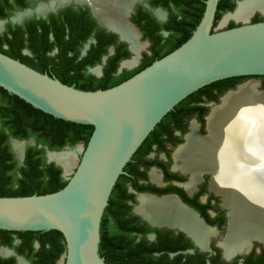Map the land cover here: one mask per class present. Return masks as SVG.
Returning <instances> with one entry per match:
<instances>
[{
  "label": "water",
  "instance_id": "obj_1",
  "mask_svg": "<svg viewBox=\"0 0 264 264\" xmlns=\"http://www.w3.org/2000/svg\"><path fill=\"white\" fill-rule=\"evenodd\" d=\"M51 1H40L36 8L19 11L10 19L21 22L34 14L45 17L50 11H57L72 2L57 3L43 13L37 10L41 3ZM139 1L147 0L126 1L124 17L126 24L136 32V37H125L121 31L104 23L93 2L74 1L76 5L90 6L100 25L118 34L120 41L129 43L132 55L121 61L118 73L139 63L132 67L125 65L136 52L134 48L137 50L138 43H144L141 32L130 20L131 12ZM219 1L205 0L206 8L199 25L182 45L125 81L106 89L83 90L68 85L0 51L1 87L54 117L94 127L87 145H67L62 150H51L46 146L48 162L62 168V175L68 183L62 189L46 194L0 196V229L60 231L65 238L66 251L58 264H116L106 262L99 253L101 222L118 178L126 173V165L145 139L177 104L200 88L230 77L264 75V20L251 22L257 11L263 14L264 11L257 10L248 21L222 29V22L218 26L220 20L215 26ZM242 1L245 0H238L235 9L226 12L221 19L235 12ZM7 22L8 19H0V33L5 31ZM94 42L95 39H90L86 43L82 56ZM145 42L149 44V41ZM25 53L29 51L25 50ZM114 53L115 46H111L102 62L89 67V72L102 76L104 65ZM14 142L25 143L21 153L15 150ZM11 144L18 160L23 162L27 146L35 145L36 139L12 137ZM66 150L76 151L77 164L70 173H66L62 163L50 157L51 153ZM185 208L202 225L216 229L206 224L193 209ZM135 211L152 226L168 227L176 232L182 230L193 238L183 222L155 223L139 213L137 208ZM209 241L205 247L197 241L195 243L206 250L209 249Z\"/></svg>",
  "mask_w": 264,
  "mask_h": 264
},
{
  "label": "trees",
  "instance_id": "obj_2",
  "mask_svg": "<svg viewBox=\"0 0 264 264\" xmlns=\"http://www.w3.org/2000/svg\"><path fill=\"white\" fill-rule=\"evenodd\" d=\"M31 3L32 0H0V19H8L5 31L0 33V51L40 72L48 73L68 85H74L83 90L106 89L115 86L175 50L192 36L206 8L205 0H161V4L170 12L168 20L163 23L158 22V28L153 31L149 29L146 31L142 28L144 38L151 41L152 54H145L144 62L136 69H125L118 73L121 61L131 56L128 44L119 42L117 34L101 28L88 9L68 7L57 13H51L48 19L30 18L22 24L13 23L10 18L15 12L31 7ZM234 8V0H220L215 26L226 12ZM258 21L262 20L258 17L253 20V22ZM237 25L231 22L227 28ZM160 30L168 31L169 35L165 37ZM91 37H94L96 42L92 43L87 54L82 56V51ZM111 46H115L116 50L108 58L103 75L98 77L89 72V67L102 62ZM25 48L31 53H24ZM54 50L57 52L52 54ZM246 77L248 76L222 79L187 96L157 124L136 153L156 135L157 130L169 120L171 115L193 108L195 105L193 102L201 100L208 91H214L220 83L235 80L231 85L235 86L238 79ZM229 86L223 90H227ZM0 118L2 121L0 127V196L46 194L62 189L68 180L63 177L60 166L54 162H48L46 146L51 150H62L67 145L74 146L78 143L87 145L94 130L92 125L66 121L45 113L1 86ZM11 137L21 140L32 137L36 139L35 145L28 146L25 159L21 164L9 144ZM124 176L122 174L118 178L102 218L100 255L105 258L106 262L116 264H190V261H183V257L171 259L168 256L165 249H170V245L174 243L172 240H165L164 246L154 249L148 247L149 244L145 240L135 241L136 236L132 235L135 229L132 228V222L124 211L125 202L122 196ZM145 224L148 226L147 232H162L160 229ZM0 231L18 232L27 234L29 237L42 236L44 242L51 244L45 250L46 258H49L48 264H56V261L66 251L65 238L58 230L9 231L0 229ZM28 242H31V238Z\"/></svg>",
  "mask_w": 264,
  "mask_h": 264
},
{
  "label": "flooded vegetation",
  "instance_id": "obj_3",
  "mask_svg": "<svg viewBox=\"0 0 264 264\" xmlns=\"http://www.w3.org/2000/svg\"><path fill=\"white\" fill-rule=\"evenodd\" d=\"M40 1L48 0H32L31 6L35 4L33 8H36ZM74 1L59 8L57 11H50L45 17L34 14L33 16L25 17L21 22H12L22 24L26 19L30 18L48 19L51 13H57L61 9L68 7L78 9L82 7L83 10H89L91 16L101 28H104L108 32L115 33L100 25L90 6L83 4L76 5ZM237 1L238 0H234L235 7ZM17 12L19 11H16L15 13ZM164 13H166L165 18L163 17ZM86 14L89 15L88 12H86ZM169 16L170 12L163 6V4H161V0L139 1L135 4L130 15V20L141 32V41H149V44H147V48L145 47L144 50H142V56L139 63L134 68L128 70H133L139 67L145 60V54H152L150 50L151 41L144 38V31L142 28L146 31L147 29L153 31V29L155 30L158 28V22H166ZM257 17L260 20H264V14L257 11L251 18V22ZM232 22L235 24L241 23L235 19ZM164 32L165 30H160V33L165 37L169 35H165ZM90 39L95 38L91 37ZM119 42L125 41H120L119 39ZM126 43L129 48V43ZM25 50L29 51V53L26 54L31 53L27 48L24 49V53ZM55 52H57V50H54L52 54ZM252 80L258 82L257 90L264 93V75L248 76L243 79H238L235 86H231L235 80L220 83L214 91H208L201 100L193 102V104H195L193 108L182 110L176 115H171L169 120L157 130L156 135L149 139L139 152L132 157L130 162H128L125 167L126 173L123 177L122 196L125 202L124 211L127 218L132 222V228L135 229V231L132 232V235L136 236L135 241L145 240L149 244L148 247L154 249L164 246L165 244L163 243L165 240H172L174 243L170 245V249H165L168 256L171 259L183 257L182 260L190 261V264H264L263 237L251 235L240 244L241 249H235L234 252L230 254L226 252L225 246L222 245L221 242H223L229 233L230 211L225 205L224 195L212 186L214 177L213 171L211 169H206L193 177L189 170L181 166L176 157L177 151L187 142L188 135L193 131V125H196L195 133L197 136H208V118L211 115L213 108L222 104V98L228 93L237 90L240 85ZM227 86H229V88L224 91L223 89ZM1 125L2 121L0 118V127ZM11 138L9 144L14 152ZM19 163L21 164L23 162L19 161ZM251 166L254 170L261 168L259 167L260 164L257 160H255ZM253 177L254 180H259L257 174H254ZM260 181L264 185V177L260 178ZM141 196L171 198L177 205L183 207V209H186L185 207L188 206L197 212L206 224L216 227V229L205 227L200 223L197 217L192 214L202 227L213 231L211 236L206 240L202 239L205 241L204 245H201L198 242L199 239L197 240V238H194L192 235L201 247H205L208 240H210L209 249L202 250L195 243L193 238L182 230L176 232L175 229L168 227L152 226L135 211L140 205ZM237 199L239 205L236 206H241L243 209L248 198L241 194L238 195ZM144 222L151 227L162 230V232H147L148 226ZM151 234H155V236L151 237ZM29 238H31V242H28ZM50 246L51 244L44 242L43 237L40 235L29 237L27 234H19L18 232L5 233L0 231V264H20L21 260L26 264H48L49 258H46L47 252H45V250ZM58 260L56 261V264H58Z\"/></svg>",
  "mask_w": 264,
  "mask_h": 264
},
{
  "label": "bare ground",
  "instance_id": "obj_4",
  "mask_svg": "<svg viewBox=\"0 0 264 264\" xmlns=\"http://www.w3.org/2000/svg\"><path fill=\"white\" fill-rule=\"evenodd\" d=\"M70 1L74 0H52L48 4L41 3L37 10L43 13L57 3ZM89 1L98 7V16L104 23L121 31L125 37H136V32L124 20L129 0ZM257 10L264 11V0L242 1L235 12L223 18L222 24L229 19L248 21ZM136 47L134 55L125 62L129 67L139 62L147 42L138 43ZM257 87L258 82L252 80L228 93L208 118L209 135L197 136L196 125H193L187 142L176 153L181 166L189 170L193 177L206 169L213 171L212 186L224 195L225 205L230 211L229 233L221 242L228 254L241 249L240 244L251 235L264 238V185L260 181L264 177V93L259 92ZM24 146V142H14V148L19 153ZM50 157L62 163L66 173H70L77 164L75 150L51 153ZM255 160L261 167L258 170L251 166ZM254 174L259 180H254ZM241 194L248 198L243 209L236 206L239 205L237 197ZM137 210L155 223H171L170 220L183 222L189 233L202 241L198 240L201 245L213 233L171 198L141 196ZM20 264L26 263L21 260Z\"/></svg>",
  "mask_w": 264,
  "mask_h": 264
},
{
  "label": "rangeland",
  "instance_id": "obj_5",
  "mask_svg": "<svg viewBox=\"0 0 264 264\" xmlns=\"http://www.w3.org/2000/svg\"><path fill=\"white\" fill-rule=\"evenodd\" d=\"M34 3H35V2H34ZM34 5H35V4H33V6H34ZM33 6H31V7H29V8L34 9ZM15 14H16V13H15ZM15 14H14L13 16H15ZM252 17H253V16H252ZM252 17H251V18H252ZM221 18H222V17H221ZM233 20H234V19H229V21H228L226 24H224V25L222 24L223 26H222L221 28H222V29L227 28L228 24L231 23ZM236 21H237V20H236ZM218 22H219V21H218ZM221 22H222V19H220V22L218 23V24H219L218 26H220ZM134 67H135V66H134ZM134 67H133V68H134ZM73 148H74V147H73Z\"/></svg>",
  "mask_w": 264,
  "mask_h": 264
}]
</instances>
